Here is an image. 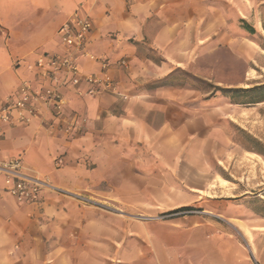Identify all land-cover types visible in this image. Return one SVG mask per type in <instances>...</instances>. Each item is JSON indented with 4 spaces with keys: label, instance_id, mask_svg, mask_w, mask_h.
I'll use <instances>...</instances> for the list:
<instances>
[{
    "label": "crops",
    "instance_id": "1",
    "mask_svg": "<svg viewBox=\"0 0 264 264\" xmlns=\"http://www.w3.org/2000/svg\"><path fill=\"white\" fill-rule=\"evenodd\" d=\"M77 11L93 24L81 70L99 72L96 56L125 59L128 68H113L121 94L62 84L72 134L49 109L28 123L0 121V161L21 157L27 174L55 187L22 203L0 183V264H250L230 233L210 248L195 215L160 223L129 214L189 200L166 180L184 99L144 83L222 49L242 52V38L264 27V0H0V100L25 82L52 84L37 60L62 53L60 26Z\"/></svg>",
    "mask_w": 264,
    "mask_h": 264
},
{
    "label": "rangeland",
    "instance_id": "2",
    "mask_svg": "<svg viewBox=\"0 0 264 264\" xmlns=\"http://www.w3.org/2000/svg\"><path fill=\"white\" fill-rule=\"evenodd\" d=\"M242 43V52L222 49L193 67L144 83L147 90L166 88L184 99V115L170 125L178 135L168 138L166 180L174 196L189 200L168 211H134L128 217L163 223L195 215L206 222L210 248L215 236L230 233L250 264H264V27Z\"/></svg>",
    "mask_w": 264,
    "mask_h": 264
},
{
    "label": "built area",
    "instance_id": "3",
    "mask_svg": "<svg viewBox=\"0 0 264 264\" xmlns=\"http://www.w3.org/2000/svg\"><path fill=\"white\" fill-rule=\"evenodd\" d=\"M92 26L91 19L79 11L60 26L62 53H46L37 60L38 67L47 71L52 84L38 89H34L29 82L20 85L15 94L0 100V121L9 124L28 123L32 118L40 116L42 109H49L59 118L60 130L72 134L75 123L74 119L64 114L68 100L60 91L62 84L72 86L79 93L91 97L105 93L121 94L113 68L115 65L128 68L129 63L125 59L111 63L104 56H96L95 61L100 63L99 72L86 73L81 70L79 58L88 55L85 43L93 30ZM61 74L62 79L59 78ZM81 85H84L83 90L80 89ZM0 183L5 193L22 203L38 202L44 190L55 188L49 181L27 174L21 157L0 161Z\"/></svg>",
    "mask_w": 264,
    "mask_h": 264
}]
</instances>
